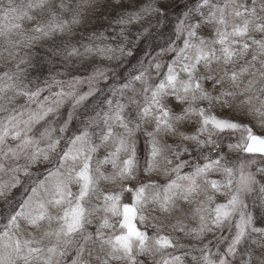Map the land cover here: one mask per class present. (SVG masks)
I'll return each mask as SVG.
<instances>
[{
    "label": "snow or ice",
    "instance_id": "1",
    "mask_svg": "<svg viewBox=\"0 0 264 264\" xmlns=\"http://www.w3.org/2000/svg\"><path fill=\"white\" fill-rule=\"evenodd\" d=\"M108 9L115 47L95 31L71 43ZM134 25L138 40L170 35L147 65L128 68L123 41ZM45 43L46 57L112 63L33 87L29 69ZM188 124L191 134L180 130ZM256 129L264 130V0H0V264H264ZM221 143L249 159L227 166ZM194 151L202 164L186 158ZM177 213L197 227L163 223ZM165 228L198 243L219 235L189 250Z\"/></svg>",
    "mask_w": 264,
    "mask_h": 264
},
{
    "label": "rangeland",
    "instance_id": "2",
    "mask_svg": "<svg viewBox=\"0 0 264 264\" xmlns=\"http://www.w3.org/2000/svg\"><path fill=\"white\" fill-rule=\"evenodd\" d=\"M152 32H153V29H152ZM205 35H208L207 31L205 30ZM170 35V31L169 32H166L160 39L159 41H157L155 43V46L154 44H150L149 45V40L144 38V40H146V42L144 43V46L142 47V52L141 54L135 58V59H131V60H125L124 61V65L125 67H128V68H131L133 65L137 64V62L141 59L144 60V63L145 65H147L149 63V61L151 60L152 56H155L156 53L159 51L160 47H163V46H166L167 42H168V36ZM146 52L148 53V55L146 56ZM168 59H170V57H164V61L166 62ZM73 62L75 61H64L63 60V57H62V61H61V65L63 66L64 70L62 72L61 75H59L58 77H56V79H61V80H67V79H70L71 76H86V75H89L94 69H87V68H82V67H75L73 66ZM102 68H107V67H102ZM120 71H122L123 69H119ZM152 76H153V82H155L158 77L156 76L155 73H152ZM111 82V81H109ZM100 88H104L105 85L101 82L99 85H98ZM37 87H44V83L38 85ZM88 89V85L87 84H84L82 86H80V91H87ZM55 90V89H54ZM92 99H95L94 97ZM91 102V101H89ZM173 107H176L174 104L172 105ZM178 110V108H177ZM195 127L196 125L195 124H188V125H185L183 126L180 130L181 131H184L188 134H191L192 132L195 131ZM149 130H151V128L149 127ZM256 132L257 134H260V135H264V130H260V129H256ZM165 140L172 144L173 146H175L178 141L176 140H173L171 138H165ZM191 148V146H190ZM143 145L140 144L138 145V158L140 159V163L141 165H143L144 163V152H143ZM218 151H221L222 152V155L224 157V159L222 160V163L226 164L227 166H235L238 162H240L241 160H244V161H247L249 159L248 156L246 155H243V154H237V155H234L230 150H228L226 147H225V144L224 143H221V149H219ZM208 155L212 156V157H215L216 156V151H213L211 149L208 150L207 152ZM230 155V156H229ZM187 159H189L193 164L195 163H200L202 164L204 162L203 160V156H201L199 154V152L197 151H194L192 156L191 157H186ZM262 167H264V165H261ZM110 170V169H109ZM252 171H255V166H252ZM184 171H191L190 168H185ZM141 179H143V175L141 174ZM153 179H156L158 180V182H164V178L162 177H156L155 175L152 177ZM212 179H222V177H220L219 175H213L211 177ZM259 178V177H258ZM264 182V181H262ZM226 197L222 196V195H217L216 196V203H223V202H226ZM125 203H131V200L128 198V195L125 194V198H124V201ZM177 217H179L180 219H183L184 220V223L190 227V228H194V227H197V224L198 222L197 221H193V220H189V219H185L183 216H181L179 213H177L175 216H173L171 218V221L167 220V219H163V223L165 225H167L169 222L172 223V224H175L176 221H177ZM139 225V224H138ZM140 227V225H139ZM148 232H149V235H152L154 234V230L152 228H147L146 229ZM164 234H169V235H176L180 238V243L181 244H184L186 245V247L191 250L192 249V246L195 245L196 248H199V247H202L203 244H206L209 240H212V241H215L216 237L219 235V233H209L204 241L202 243H198L196 241H192V240H189V239H186L184 238L183 236V233H175L173 234L171 232V229L170 228H165L164 230ZM209 247H211V245H209ZM183 249L181 250H178L175 252L176 255H182L183 254ZM194 255H199L198 252H194L193 253ZM186 257V258H185ZM184 257V261H185V264H194V262L191 260V257L189 256H185ZM143 259V258H141ZM145 264H151V261L148 260L145 262Z\"/></svg>",
    "mask_w": 264,
    "mask_h": 264
},
{
    "label": "trees",
    "instance_id": "3",
    "mask_svg": "<svg viewBox=\"0 0 264 264\" xmlns=\"http://www.w3.org/2000/svg\"><path fill=\"white\" fill-rule=\"evenodd\" d=\"M109 13H111V9H108L107 13L100 20L91 19L89 23H86L82 28L77 29V34L75 37L71 39V43L75 44L76 46H79V41H82L83 43H87L89 34L95 31V32H103L105 35H108L109 36L108 43L112 44V46L115 47L116 42H113L111 37L114 36L116 32L119 31V28L116 27L115 31H111V32L107 30V25L110 22ZM153 24H155V21H153ZM139 31L140 28L134 25L129 28L128 32L125 33L127 36V40L123 41V43L126 46V48L127 47L131 48L133 55L130 57H126L124 61L135 59L141 54L142 47L144 46L146 40H144V38H141L139 40L137 39ZM155 31H156L155 28H153V33ZM161 37L162 36H159L154 43L152 41H149V45L154 44L155 46V43L159 41ZM48 50H49L48 44L45 43L43 50H40L37 53L36 57L34 58L33 63L37 64L38 61L37 66L29 69V80L32 81L31 86L33 87H37L38 85L44 83L45 81L51 80L53 77L55 78L58 77L59 75L62 74L64 70L63 66L60 64L63 55L54 58L46 57V53L48 52ZM109 63L112 62L101 63L99 61L96 62L82 61V62H73L72 64L75 67L95 69L96 67H101V68L108 67ZM233 154L237 155L236 153Z\"/></svg>",
    "mask_w": 264,
    "mask_h": 264
}]
</instances>
